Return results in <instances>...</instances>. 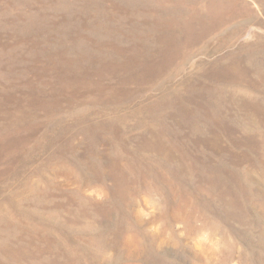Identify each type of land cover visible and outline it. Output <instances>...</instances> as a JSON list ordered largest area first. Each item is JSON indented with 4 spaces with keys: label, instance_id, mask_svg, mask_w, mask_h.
Segmentation results:
<instances>
[{
    "label": "rangeland",
    "instance_id": "374dc122",
    "mask_svg": "<svg viewBox=\"0 0 264 264\" xmlns=\"http://www.w3.org/2000/svg\"><path fill=\"white\" fill-rule=\"evenodd\" d=\"M221 4L224 7V13H213V15L222 17L224 22L226 18H229L230 22L219 24L218 33L214 31L211 35L210 32L209 37L205 39L206 42L199 40V46L192 47L190 50L188 48L190 52L187 55H190L182 60L180 66L177 63L180 53L177 51V53L175 51H172L173 53L169 52L167 55L171 61L167 59V55L163 54L162 57L167 59L166 64L173 62L170 64L173 72H169L168 83L162 80L158 81L159 79L151 78V80L149 77H142L141 81L137 78H131L132 83L130 80L128 83L125 80H118L119 73L112 74L118 76L115 77L116 80L111 75L109 77L103 74V78L99 77V79L95 75V71L99 69L97 66L106 65L108 72L109 62L100 60L95 52L88 56L91 59L89 58L87 65H81L82 69L87 70L90 76L89 79L92 78L91 81L88 79L83 82V79H80L82 77L77 80L74 76L84 72L76 64H70L78 55L71 54L73 56L70 60L62 56V53L83 52L84 50L82 41L79 38L76 39L74 44H71L74 42L71 38L77 32V20L88 19L87 24L92 23L93 20L102 21L105 27L111 28L113 22L104 19L105 13L108 15L113 14L110 17L114 20L124 17L131 19L135 15L133 12L139 10L141 6L157 9L159 7L161 11L174 6L177 15L181 16L179 19H187L195 15L197 18L204 17L208 5L217 6ZM220 9L223 11L222 8ZM136 15L138 19L145 18L144 15L140 16L137 13ZM209 19L213 18L209 17ZM192 25L195 29H199L202 23L198 22L196 24L193 21ZM121 26L125 28L124 31L126 32L113 31L117 36L123 37L121 39V42H123L124 38L131 35L128 30L132 27L129 24H122ZM142 29L146 32L148 26L142 25V27L137 28L135 33H138V30L144 32ZM96 33L101 38H106V36L108 38L111 32L102 34L100 31ZM117 41L121 43L119 40ZM168 41L173 42L174 40L169 39ZM145 43V46L139 47L143 56L146 55L144 48H147V45H149L148 48H151L150 42L145 41ZM111 54L117 55L116 52ZM242 74L244 76L241 79ZM162 75H164V72H162ZM225 76L227 77L225 78ZM70 77L74 78V81ZM93 78H95V82L102 78L104 84L100 86L98 83H94ZM152 81L154 82L152 83ZM196 81L206 82L214 88L218 87L219 91L227 89V92L231 93L226 92V94H231V96L233 94L229 98L230 102H233V106H237L243 112L239 111V113L232 107L233 109L229 112L231 113L229 115L230 121L226 120L228 117L225 120L222 119V117H225L222 115L217 118L220 122L219 126H223L222 129H191L187 133H183L182 138L179 137L178 141H182L181 143H164L161 149L165 148L166 150H159L158 152L150 146H145V142L150 136L148 125H151V121L152 124H155L156 121L147 119L145 112L141 113L143 116L139 113L142 117L137 115L139 109L143 108L142 105H146L152 99H160L164 89L158 87H161L164 83V87L170 88L171 94L173 92L175 94H190L189 99L192 100L187 105L191 106L194 102H200L203 105L213 102L208 97H201V93L200 97H195L194 93H196V90L199 91L195 88ZM80 82L82 83L80 84ZM108 84L110 85L108 86ZM172 85L176 86L171 88ZM99 86L102 89L104 87L106 91L104 93L100 89L94 91L95 87ZM236 86L240 88L237 89ZM190 89L191 93H185ZM218 96L220 97L219 92L217 93V101H219ZM221 99L225 101V99L228 100V97L223 96ZM28 101L30 104H28ZM172 101L174 104L178 103L179 97H172ZM138 102L142 105H138L140 104ZM118 105L123 106L120 109L121 114L131 113V118L126 119L119 125L122 129L116 128V126L107 130L98 131L97 129L96 131L95 129L96 132L93 131L91 134V131H88L87 127L84 126L86 121L91 120L86 117L89 113L100 112L103 109L111 110V108L113 109ZM193 105L191 107L195 109V103ZM54 108H57L58 112ZM79 112L83 113L80 114ZM108 114L111 122L114 117L110 115L112 112L106 113V116ZM37 115L41 119H38L39 116ZM187 115H192V118L199 116L195 111L185 112V117ZM106 116L103 119H108ZM138 117L141 121L138 120ZM149 121L150 123H148ZM48 122L49 124H47ZM80 127L82 130H80ZM0 130V214L2 215H0V250L4 247V253L7 251L5 254L0 251V264H50V262L51 264H73V262L74 264H264V0H0ZM93 133L100 135L95 136ZM215 135L231 138L233 142L223 143V146L222 143L221 145H212L200 142V140H207ZM235 136L236 138H234ZM192 137L195 139L194 143L189 141ZM114 138L124 141V147L120 143L117 146V144L111 142ZM259 138L261 139L259 140ZM20 146H22L21 150H19ZM35 146L36 148H34ZM39 146L41 147L38 149ZM116 147H119V149H114ZM111 149L113 151H110L109 155L107 152ZM122 151L126 152L123 153ZM113 156L118 162L114 160ZM65 157L68 159L66 160ZM141 158L143 159L141 160ZM182 158H185L184 161ZM92 163H94L95 168L91 165ZM107 163L109 164L107 165ZM164 164L166 167H163ZM74 168L78 170H74ZM137 168L138 170H136ZM80 178L84 179L81 180ZM142 182L144 185H142ZM116 183H118V186H116ZM137 183L141 184L138 185ZM43 192L46 194H43ZM77 193L79 194L77 195ZM117 198L119 199L117 200ZM84 203H88L87 206ZM119 203L120 206H116ZM125 203L128 205H125ZM65 204H68V206H65ZM71 207L73 208L71 209ZM55 209L58 211H55ZM175 210H178V212H175ZM75 211L79 213L77 212V214ZM125 217L127 221L124 220ZM114 218L117 220L115 221ZM187 218H190V225ZM122 221L125 225L122 224ZM95 222L101 225L99 226ZM110 225L113 229L110 228ZM168 226L170 227L168 228ZM129 229L132 230L129 231ZM53 230L56 232H53ZM132 232L133 234H131ZM90 234L92 235L90 236ZM144 234L145 236H143ZM10 235L11 237H9ZM141 242H144V245H141ZM38 247H40V250ZM61 247H64L63 250H61ZM65 248L69 249L66 250ZM52 256H56L55 259ZM56 258H59V260ZM63 259L64 261H62ZM72 260L73 262H70Z\"/></svg>",
    "mask_w": 264,
    "mask_h": 264
},
{
    "label": "bare ground",
    "instance_id": "6f19581e",
    "mask_svg": "<svg viewBox=\"0 0 264 264\" xmlns=\"http://www.w3.org/2000/svg\"><path fill=\"white\" fill-rule=\"evenodd\" d=\"M158 2V1H157ZM172 4V3H171ZM147 5V4H146ZM41 7V6H40ZM115 7V6H114ZM146 7V6H145ZM144 6H141V8L139 9V10H136V11H134L133 13L135 14L134 16H132L131 17V19L129 18V17H124V18H116L115 20L114 19H112L110 16H112L111 14L110 15H108V14H104V16H105V18L104 19H107V20H110V21H112L113 22V24L111 23V28H108V27H105L103 24H102V21H92V23H90V24H87V22H88V19H82V20H77L76 21V29H77V32L76 33H71V34H73V37L71 38L72 40H74V42L73 43H71V44H74L75 42H76V39L77 38H79V40L80 41H82V46H83V48H84V50H83V52H71V53H62V56H63V58H65V59H68V60H70V59H72V56L74 55V54H76V55H78V56H76L75 58H74V60L73 61H71L70 62V64L71 65H74V64H76L79 68H81L82 66V64L84 65H87V63H89L88 62V60H89V58H88V56H91L92 55V53L93 52H95L96 53V55H98L99 56V59L100 60H103V61H106V62H109L108 64H109V71L107 72V66L106 65H100L99 67L97 66V68H99L98 70H96L95 71V75L97 76V78H99V77H102V74L104 75V76H109V75H111V76H113V75H115V74H120L119 75V79L118 80H120V81H123V80H125L126 82H128L129 83V80H130V82L132 81V79H140V81H141V79H142V77H149L150 79L151 78H153V79H159L158 81H165V82H167L169 79V72L171 71V65L170 64H172V63H170V64H166L165 62L167 61V59H168V53L170 52V53H173L174 51L176 52H178V53H180V55H179V60L177 61V59H176V61H177V63L179 64H177L178 66H180L181 65V63H182V60H185V58H188V56L190 55H187L190 51V49L193 47H197V46H199V44H200V42H199V40L201 41H205V39L206 38H208L209 37V33L211 32V35H212V33H214V31H218V28H219V24H223V23H227V22H230L229 21V18H226L225 20V22H224V20H223V18L222 17H220V16H217V15H213V13H224V7L222 6V4L221 5H208V7H206L207 9H206V12H205V16L204 17H196V15L193 17V20L191 19L192 17H188L187 19H179V17H181V16H178L177 15V11H175V7L174 6H171L169 9H163L164 11H161V9H159V7H158V9L157 8H152V7H148V8H145ZM116 8V7H115ZM168 8V7H167ZM220 8H222L223 9V11H221V9ZM73 9V8H72ZM78 10V9H77ZM67 12V11H66ZM90 12V11H89ZM100 12V11H99ZM124 12V11H123ZM82 13V12H81ZM88 13V12H87ZM136 13L138 14V15H140V16H145V18H141V19H138V17H137V15H136ZM39 14V13H38ZM49 14V13H48ZM116 14V13H115ZM72 15V14H71ZM85 15H86V13H85ZM96 15V14H95ZM99 15V14H98ZM102 15V14H101ZM100 15V16H101ZM213 15V16H212ZM36 16V15H35ZM59 16V15H58ZM66 16V15H65ZM125 16V15H124ZM131 16V15H130ZM211 17V18H213V19H209V17ZM97 17V16H96ZM107 17V18H106ZM123 17V16H122ZM207 17V18H206ZM95 18V17H94ZM167 18V19H166ZM63 19V18H62ZM166 19V20H165ZM73 20V19H72ZM98 20V19H97ZM100 20V19H99ZM49 21V20H48ZM193 21L197 24L198 22H201L202 23V25H201V27L199 28V29H195L194 27H193V25H192V23H193ZM138 22H141V23H138ZM86 23V24H85ZM32 24V23H31ZM35 24V23H34ZM125 25V24H129V25H131L130 27H132V28H130L128 31L130 32V36H126L127 38H124L122 41L123 42H121V39L123 38V37H121V36H117L116 34H115V32L113 31V30H115V31H118L119 33H121V32H126V31H124L125 30V28H123L121 25ZM142 25L143 26H148V30L145 32V30L144 29H142L144 32H142L141 30H138L139 32L138 33H135L136 32V30H137V28H140V27H142ZM73 26V25H72ZM32 27V26H31ZM215 28H216V30H215ZM101 31V33L102 34H106V32H111L110 33V35H109V37L107 38V36H106V38H101L100 36H98V34L96 33V32H100ZM232 31V30H231ZM95 33H96V35H95ZM218 33V32H217ZM228 33V32H227ZM223 34L224 35H226L224 32H223ZM32 35V34H31ZM119 35V34H118ZM121 35V34H120ZM126 35V34H125ZM123 36V35H122ZM35 37V36H34ZM215 38V37H214ZM169 39H172V40H174L173 42H170V41H168ZM69 40V39H68ZM117 40H119L121 43H119ZM70 41V40H69ZM145 41L146 42H150V46H151V48H148V46L149 45H147L146 47L147 48H144L145 49V53H146V55H141V50H140V48L139 47H141V46H145ZM170 42V43H168V42ZM212 41V40H211ZM34 42V41H33ZM32 42V43H33ZM206 42V41H205ZM188 48H189V50H188ZM110 50V51H109ZM143 50V49H142ZM188 50V52L187 53H185L186 51ZM195 50V49H194ZM201 50V49H200ZM173 51V52H172ZM245 51V50H244ZM68 52V51H67ZM114 52H116L117 53V55H115V54H111V53H114ZM149 52V53H148ZM176 52V53H177ZM196 52V51H195ZM77 53H79L80 54V57H79V54H77ZM145 53H143V54H145ZM185 53V54H184ZM66 54H69V55H66ZM71 54H73V55H71ZM163 54L166 56L167 55V59L165 58H163L162 56H163ZM60 55V54H59ZM171 55V54H170ZM169 55V56H170ZM176 55V54H175ZM61 56V57H62ZM75 56V55H74ZM62 58V59H63ZM170 58V57H169ZM178 58V57H177ZM61 59V58H60ZM91 59V58H90ZM67 60V61H68ZM96 60V59H95ZM121 60V61H120ZM168 60H170V59H168ZM36 61V60H35ZM65 61V60H64ZM91 61V60H90ZM96 61H98V60H96ZM95 61V62H96ZM102 61V62H103ZM162 61V62H161ZM171 61V60H170ZM66 62V61H65ZM160 62H161V64H160ZM184 62V61H183ZM201 62V61H200ZM219 62V61H218ZM235 62V61H234ZM168 63V62H167ZM186 63V62H185ZM207 63V62H206ZM238 63V62H237ZM160 64V65H159ZM95 65V64H94ZM175 65V64H174ZM173 65V66H174ZM176 65V66H177ZM206 65V64H205ZM238 65V64H237ZM59 66V65H58ZM183 66V65H182ZM203 66H204V64H203ZM202 66V67H203ZM71 67V66H70ZM196 67V66H195ZM210 67V66H209ZM77 68V67H76ZM87 68H88V66H87ZM86 68V69H87ZM92 68V67H91ZM103 68V69H102ZM105 68V69H104ZM180 68V67H179ZM179 68H177V69H179ZM232 68V67H231ZM238 68V67H237ZM244 68V67H243ZM75 69V68H74ZM73 69V70H74ZM90 69V68H89ZM173 69H174V67H173ZM216 69V68H215ZM245 69V68H244ZM81 70L84 72V73H78V74H80V75H78V76H74L75 78H77V80H80V79H83V82H85V80H88L89 78H90V76H89V74L87 73V70H85V69H82L81 68ZM106 70V71H105ZM183 70V69H182ZM75 71H76V69H75ZM175 71V70H174ZM180 71V70H179ZM90 72H92V71H90ZM162 72H164V75H162L161 76V74H162ZM171 72H173V71H171ZM63 73V72H62ZM198 73V72H197ZM206 73V72H205ZM93 74V73H92ZM113 74V75H112ZM207 74V73H206ZM214 74V73H213ZM241 74V73H240ZM239 74V75H240ZM61 75V74H60ZM65 75V74H64ZM238 75V74H237ZM246 75V74H245ZM70 76V75H69ZM116 76H113L114 77V79H115V77ZM161 76V77H160ZM222 76H223V74H222ZM242 76H244V74H242L241 75V79L243 78ZM248 76V75H247ZM64 77V76H63ZM79 77H82V78H80L79 79ZM110 77V76H109ZM112 77V78H113ZM200 77V76H199ZM202 77V76H201ZM219 77V76H218ZM220 77H221V75H220ZM227 76H225V78H226ZM71 78V77H70ZM103 78V77H102ZM101 78V80H98L97 82H95L96 80H94L95 78H93V82L94 83H98L100 86H102L104 83L102 82V79ZM132 78V79H131ZM161 78V79H160ZM172 78V77H171ZM170 78V79H171ZM208 78V77H207ZM213 78V77H212ZM74 79V78H73ZM72 78H71V80H73ZM92 79V78H91ZM91 79H89L90 81H91ZM100 79V78H99ZM106 79V78H105ZM108 79V78H107ZM64 80H65V78H64ZM116 80V79H115ZM145 80V79H144ZM147 80H149V79H147ZM152 80V79H151ZM173 80V79H172ZM74 81V80H73ZM101 81V82H100ZM155 81V80H154ZM154 81H152V83L154 82ZM157 81V82H158ZM216 81H218V80H216ZM236 81V80H235ZM89 82V81H88ZM117 83H118V81H116ZM151 82V81H150ZM169 82H171V81H169ZM173 82V81H172ZM193 82V81H192ZM237 82V81H236ZM69 83V82H68ZM74 83V82H73ZM82 82H80V84H81ZM89 83H91V82H89ZM88 83V84H89ZM132 83V82H131ZM134 83H135V80H134ZM146 83V82H145ZM168 83V82H167ZM184 83V82H183ZM183 83H181V84H183ZM187 83V82H186ZM189 83V82H188ZM204 83H206V82H203L202 81V83L201 82H198V81H196L195 82V84H196V86H195V88H197V89H199V91L197 92V90H196V93H194V95H195V97L196 98H198V96L200 97V93H201V97H208V98H210V99H212L213 100V102H210L208 105L206 104H204L203 105V103L201 104L200 102H194L195 103V109H193L192 107L194 106L193 104L194 103H192L191 104V106L190 105H187V104H190V100H192V99H189L190 98V94H182V93H177V94H175V92H173V94H171L170 92H171V90H170V88H168V87H164L165 85V83L163 84V85H161V87H158L159 89H164L163 91H162V94L160 95L161 97H160V99L158 98V99H150L151 101H149L146 105H142V103H140V102H138V103H140V104H138V103H135V104H138V105H142L143 106V108L142 109H139V111L137 112L138 114L137 115H139L140 117H142L143 115L141 114V113H143V112H145L146 114H145V116H146V118L147 119H151V120H153V121H156L155 122V124H152V121H151V125H148V131L150 132V136L147 138V140H146V142H145V146H150V147H152V148H154V150L156 149V150H158V152H159V150H164L165 148H163V149H161V146H164V143H166V144H174V143H176V142H180V141H178L180 138L179 137H181V135L183 134V133H187V131H189V130H191V129H201V130H205V129H215V130H217L218 128H223V126L222 125H220L219 126V123L220 122H218V117L219 116H225V117H222V119H224L225 120V118H227L226 120L227 121H230V119H229V115H231V113H229L233 108L237 111V112H239V111H241V112H243L242 110H240L237 106H233V102H230V100H229V98L230 97H232L233 96V94H232V96H231V94H226V92L228 91L227 89H225V90H218L216 87L214 88V87H211L210 86V84H208V83H206V84H204ZM229 83V82H228ZM86 84V83H85ZM111 84V83H110ZM110 84H108V86L110 85ZM122 84V83H121ZM93 85V84H92ZM95 87V90L94 91H97V89H100L101 90V92L103 91V93L106 91V89L103 87V89L101 88V87ZM143 86V85H142ZM167 86V85H166ZM174 86H176V85H172V87L171 88H173ZM213 86V85H212ZM122 87V86H121ZM186 87V86H185ZM221 87V86H220ZM59 88V87H58ZM92 88V87H91ZM118 88H120V87H118ZM157 88V87H156ZM192 88V87H191ZM236 88L238 89V88H240L239 86H236ZM92 90V89H91ZM90 90V91H91ZM87 91V90H86ZM122 91V90H121ZM156 91V90H155ZM158 91V90H157ZM92 92V91H91ZM109 92H111V91H109ZM126 92V91H125ZM129 92V91H128ZM139 92V91H138ZM185 92V91H184ZM195 92V91H194ZM212 94H211V93ZM220 93V97L218 96V99H219V101H217V93ZM56 93V92H55ZM185 93H191V89L188 91H186ZM227 93H231V92H227ZM68 94V93H67ZM109 94V93H108ZM111 94V93H110ZM116 95V94H115ZM125 95V94H124ZM126 95H127V93H126ZM184 95V97H182ZM235 95V94H234ZM132 96V95H131ZM150 96V95H149ZM223 96H227L228 97V100H226L225 99V101H222V97ZM25 97V96H24ZM51 97V96H50ZM58 97V96H57ZM111 97V96H110ZM117 97V96H116ZM155 97V96H154ZM172 97H179V102L178 103H173V101H172ZM31 98V97H30ZM62 98V97H61ZM108 98H109V96H108ZM152 98V97H151ZM195 98V99H196ZM116 99V98H115ZM119 99V98H118ZM117 99V100H118ZM149 99V98H148ZM199 99H201V98H199ZM204 99V98H203ZM202 99V100H203ZM31 100V99H30ZM83 100V99H82ZM157 100V101H156ZM194 100V99H193ZM197 100V99H196ZM34 101V100H33ZM44 101V100H43ZM49 101V100H48ZM124 101V100H123ZM198 101V100H197ZM29 102V101H28ZM52 102V101H51ZM122 102V101H121ZM184 102H186V103H184ZM207 102V101H206ZM40 103V102H39ZM38 103V104H39ZM47 103V102H46ZM50 103V102H49ZM115 103H117V102H115ZM218 103H219V106H218ZM28 104H30V102L28 103ZM33 104V103H32ZM59 104V103H58ZM129 104V103H128ZM34 105V104H33ZM32 105V106H33ZM47 105V104H46ZM45 105V106H46ZM50 105H52V104H50ZM75 105V104H74ZM56 106V105H55ZM58 106V105H57ZM89 106V105H88ZM119 106V105H118ZM118 106H115V108L113 107V109L111 108V110H101L100 112H94V113H89L88 114V116L86 115V117H88L89 118V120L90 121H86V125H84V126H86L87 127V130L88 131H91L90 133L92 134V132L93 131H95V129H96V131H97V129H98V131L99 130H107L108 128H114V126H116V128H120V124L122 123V122H124L126 119H130L131 118V113H129V112H126V113H124V114H121L120 113V109H122V107H118ZM142 106H140V107H142ZM7 107V106H6ZM31 107V106H30ZM39 107H40V105H39ZM49 107H51V106H49ZM58 107H60V106H58ZM128 107H130V105H128ZM139 107V108H140ZM233 107V108H232ZM36 108V107H35ZM34 108V109H35ZM41 108V107H40ZM43 108V107H42ZM48 108V107H47ZM46 108V109H47ZM134 109H135V107H133ZM31 109V108H30ZM36 109H39V108H36ZM49 109H51V108H49ZM55 109V108H54ZM54 109H52V110H54ZM57 109V108H56ZM55 109V110H56ZM59 109V108H58ZM7 110V109H6ZM48 110V109H47ZM66 110V109H65ZM88 110H89V108H88ZM11 111V110H10ZM37 111V110H36ZM44 111V110H43ZM51 111V110H50ZM57 111V110H56ZM86 111V110H85ZM85 111H83V112H85ZM90 111V110H89ZM190 111H195L199 116L197 117V116H194V118H192L190 115H187L186 117H185V112L186 113H189ZM18 112V111H17ZM58 112V111H57ZM67 112H69V111H67ZM66 112V113H67ZM78 112V111H77ZM76 112V113H77ZM83 112H79L80 114H82ZM108 112H112V114H110V115H112L113 117H114V119H112L111 120V122H110V120H109V114H108V116H106V113H108ZM183 112H184V114H183ZM223 112H224V114H223ZM27 113V112H26ZM61 113H63V112H61ZM71 113V112H70ZM123 113V112H122ZM136 113V112H135ZM142 115H140V114ZM192 113V112H191ZM190 113V114H191ZM240 113V112H239ZM238 113V114H239ZM247 113V112H246ZM31 114H32V112H31ZM38 114H39V112H38ZM53 114V113H52ZM85 114V113H84ZM13 115V114H12ZM17 115V114H16ZM34 115V114H33ZM40 115H42V114H40ZM51 115V114H50ZM58 115V114H57ZM73 115H76V114H73ZM133 115V114H132ZM136 115V114H135ZM136 115V116H137ZM193 115H195V114H193ZM37 116H39V115H37ZM56 116V115H55ZM77 116V115H76ZM108 117V119H103V117ZM111 116V117H112ZM240 116H242V115H240ZM246 116V115H245ZM31 117H32V115H31ZM48 117H49V115H48ZM60 117V116H59ZM61 117H62V114H61ZM69 117V116H68ZM71 117V116H70ZM73 117V116H72ZM84 117V116H83ZM112 117V118H113ZM40 118V116L38 117V119ZM44 118H45V116H44ZM54 118V117H53ZM65 118H66V116H65ZM100 118H102V119H100ZM139 118V117H138ZM138 118H136V119H138ZM231 118V117H230ZM41 119V118H40ZM61 119V118H60ZM59 119V121H61ZM71 119V118H70ZM78 119V118H77ZM37 120V119H36ZM50 120V119H49ZM53 120V119H52ZM51 120V121H52ZM54 120H55V118H54ZM53 120V121H54ZM138 120H140V118L138 119ZM145 120V119H144ZM197 121V123H196V121ZM220 120V119H219ZM11 121V120H10ZM63 121V120H62ZM66 121V120H65ZM141 121V120H140ZM6 122V121H5ZM32 122V121H31ZM35 122V121H34ZM38 122V121H37ZM55 122V121H54ZM70 122V121H69ZM74 122V121H73ZM77 122V121H76ZM83 122H84V120H83ZM129 122V121H128ZM136 122V121H135ZM186 122V123H185ZM225 122V121H224ZM22 123V122H21ZM72 123V122H71ZM75 123V122H74ZM148 123H150V121L148 122ZM147 123V124H148ZM223 123V122H222ZM6 124V123H5ZM45 124V123H44ZM47 124H49V122L47 123ZM127 124H129V123H127ZM144 124H145V121H144ZM25 125V124H24ZM51 125H52V123H51ZM72 125V124H71ZM75 125H76V123H75ZM74 125V126H75ZM225 125V124H224ZM16 126V125H15ZM32 126V125H31ZM48 126V125H47ZM64 126V125H63ZM70 126V125H69ZM73 126V125H72ZM82 126V125H81ZM135 127H136V124L134 125ZM41 127V126H40ZM49 127V126H48ZM65 127V126H64ZM76 127V126H75ZM145 127H146V125H145ZM53 128V127H52ZM67 128V127H66ZM143 128V127H142ZM33 129V128H32ZM60 129V128H59ZM64 129V128H63ZM68 129V128H67ZM120 129H122V128H120ZM187 129V130H186ZM44 130V129H43ZM48 130H50L49 128H48ZM70 130V129H69ZM80 130H82L81 129V127H80ZM146 130V129H145ZM1 131V130H0ZM61 131V130H60ZM72 131V130H71ZM88 131H86V132H88ZM95 131V132H96ZM111 131V130H110ZM116 131V130H115ZM35 133V132H34ZM68 133H70V132H68ZM98 133V132H97ZM61 134H62V131H61ZM102 134V133H101ZM116 134V133H115ZM139 134V133H138ZM149 134V133H148ZM239 134V133H238ZM31 135V134H30ZM86 135V134H85ZM84 135V136H85ZM93 135H95V136H98V135H100V134H94L93 133ZM147 135V134H146ZM174 135V136H173ZM67 136V135H66ZM102 136V135H101ZM100 136V137H101ZM111 136V135H110ZM109 136V137H110ZM127 137V136H126ZM173 137V138H172ZM13 138H15V137H13ZM64 138V137H63ZM67 138V137H66ZM71 138V137H70ZM69 138V139H70ZM82 138V137H81ZM105 138H108V137H105ZM113 138V137H112ZM122 138V137H121ZM123 138H124V135H123ZM175 138V139H174ZM182 138V137H181ZM234 138H236V136L234 137ZM238 138H239V136H238ZM24 139V138H23ZM35 139V138H34ZM65 139V138H64ZM84 139V138H83ZM91 139V138H90ZM103 139V138H102ZM108 139H110V138H108ZM107 139V140H108ZM126 139V138H125ZM136 139H138V138H136ZM233 139V138H232ZM261 138H259V140H260ZM14 140V139H13ZM16 140V139H15ZM37 140H39V139H37ZM36 140V141H37ZM87 140V139H86ZM133 140V139H132ZM237 140V139H236ZM52 141V140H51ZM78 141V140H77ZM81 141V140H80ZM134 141V140H133ZM144 141V140H143ZM190 142L192 141H195V139H194V137H192V139L191 140H189ZM232 140H231V138H228V137H222V136H219V135H215L214 137H211V138H209V139H207V140H200V142L201 143H210V144H212V145H221V143H222V146H223V143H232L231 142ZM5 142V141H4ZM40 142V141H39ZM53 142V141H52ZM66 142V141H65ZM111 142H114L115 144H117V146H118V143H120V145H122L123 146V143H124V141H119L117 138H114ZM142 142V141H141ZM182 142V141H181ZM180 142V143H181ZM197 142V141H196ZM198 142H199V140H198ZM197 142V143H198ZM237 142V141H236ZM20 143V142H19ZM37 143V142H36ZM58 143V142H57ZM56 143V144H57ZM64 143V142H63ZM77 143V142H76ZM78 143H79V141H78ZM77 143V144H78ZM81 143V142H80ZM98 143V142H97ZM185 143V142H184ZM194 143V142H193ZM254 143V142H253ZM257 143V142H256ZM259 143V142H258ZM264 143V142H263ZM18 144V143H17ZM38 144V143H37ZM36 144V145H37ZM42 144V143H41ZM46 144V143H45ZM51 144V143H50ZM59 144V143H58ZM81 144H83V143H81ZM88 144V143H87ZM142 144V143H141ZM13 145V144H12ZM23 145V144H22ZM52 145V144H51ZM74 145V144H73ZM98 145V144H97ZM119 145V146H120ZM126 145V144H125ZM229 145V144H228ZM10 146V145H9ZM14 146V145H13ZM43 146V145H42ZM47 146V145H46ZM49 146V145H48ZM47 146V147H48ZM57 146V145H56ZM76 146V145H75ZM109 146V145H108ZM111 146V145H110ZM169 146V145H168ZM221 146V147H222ZM225 146V145H224ZM257 146V145H256ZM16 147V146H15ZM21 147L22 146H20V149L19 150H21ZM41 146H39L38 147V149L40 148ZM52 147V146H51ZM63 147H64V145H63ZM93 147V146H92ZM113 147H114V144H113ZM124 147V146H123ZM167 147V146H166ZM216 147V146H215ZM226 147V146H225ZM24 148V147H23ZM34 148H36V146L34 147ZM55 148V147H54ZM95 148V147H94ZM97 148V147H96ZM119 149V147H116V148H114V149ZM126 148V147H125ZM144 148V147H143ZM171 148V147H170ZM173 148V147H172ZM175 148V147H174ZM24 149H26V148H24ZM29 149V148H28ZM43 149V148H42ZM51 149V148H50ZM89 149V148H88ZM121 149V148H120ZM35 150V149H34ZM37 150V149H36ZM52 150H54V149H52ZM107 150V149H106ZM126 150V149H125ZM148 150V149H147ZM151 150H153V149H151ZM166 150V149H165ZM209 150V149H208ZM18 151V150H17ZM44 151V150H43ZM47 151V150H46ZM64 151V150H63ZM110 151H113L112 149L111 150H109L107 153H109ZM119 151V150H118ZM117 151V152H118ZM133 151H134V149H133ZM174 151H175V149H174ZM173 151V152H174ZM182 151V150H181ZM226 151V150H225ZM68 152H69V150H68ZM76 152V151H75ZM123 153L124 152H126V151H122ZM151 152V151H150ZM155 152V151H154ZM165 152V151H164ZM194 152V151H193ZM203 152V151H202ZM19 153V152H18ZM42 153V152H41ZM53 153V152H52ZM71 153V152H70ZM83 153H85V152H83ZM98 153V152H97ZM104 153V152H103ZM119 153V152H118ZM148 153H149V151H148ZM153 153V152H152ZM155 153H157V152H155ZM163 153V152H162ZM177 153V152H176ZM17 154V153H16ZM34 154H36V153H34ZM54 154V153H53ZM79 154V153H78ZM117 154V153H116ZM134 154V153H133ZM154 154V153H153ZM167 154V153H166ZM165 154V155H166ZM182 154V153H181ZM184 154V153H183ZM193 154H196V153H193ZM12 155V154H11ZM51 155V154H50ZM88 155V154H87ZM106 155H108V154H106ZM106 155H105V157H106ZM109 155H110V153H109ZM115 155V154H114ZM123 155V154H122ZM125 155V154H124ZM129 155V154H128ZM127 155V156H128ZM160 155V154H159ZM164 155V154H163ZM162 155V156H163ZM177 155V154H176ZM188 155V154H187ZM241 155V154H240ZM264 155V154H263ZM25 156V155H24ZM36 156V155H35ZM62 156V155H61ZM65 156V155H64ZM69 157L71 156V154L70 155H68ZM78 156V155H77ZM80 156V155H79ZM85 156V155H84ZM83 156V158L85 159V157ZM91 156V155H90ZM99 156V155H98ZM154 156V155H153ZM179 156V155H178ZM186 156V155H185ZM191 156V155H190ZM194 156V155H193ZM198 156V155H197ZM196 156V157H197ZM201 156V155H200ZM215 156V155H214ZM230 156V155H229ZM43 157H44V155H43ZM46 157V156H45ZM48 157V156H47ZM51 157V156H50ZM58 157V156H57ZM87 157V156H86ZM89 157V156H88ZM97 157V156H96ZM104 157V158H105ZM116 157V156H115ZM119 157V156H118ZM121 157V156H120ZM131 157V156H130ZM147 157V156H146ZM168 157V156H167ZM195 157V158H196ZM206 157V156H205ZM26 158V157H25ZM40 158V157H39ZM49 158V157H48ZM59 158V157H58ZM66 158V157H65ZM77 158V157H76ZM82 158V159H83ZM95 158V157H94ZM93 158V159H94ZM97 158H99V157H97ZM113 158H114V156H113ZM127 158V157H126ZM137 158H138V156H137ZM154 158V157H153ZM160 158H162V157H160ZM174 158V157H173ZM191 158V157H190ZM199 158V157H198ZM249 158V157H248ZM55 159V158H54ZM60 159V158H59ZM68 158H66V160H67ZM90 159V158H89ZM100 159V158H99ZM106 159V158H105ZM110 159V158H109ZM119 159V158H118ZM125 159V158H124ZM143 158H141V160H142ZM145 159H147V158H145ZM177 159V158H176ZM185 159V158H184ZM184 159L182 158V160L184 161ZM8 160V159H7ZM41 160V159H40ZM45 161H46V159H44ZM43 160V161H44ZM56 160V159H55ZM61 160H62V158H61ZM70 160V159H69ZM78 161H79V159H77ZM92 160V159H91ZM112 160V159H111ZM114 160H115V158H114ZM127 160V159H126ZM138 160V159H137ZM153 160V159H152ZM158 160V159H157ZM187 160H189V159H187ZM193 160V159H192ZM191 160V161H192ZM194 160H196V159H194ZM202 160V159H201ZM232 160V159H231ZM42 161V160H41ZM44 161V162H45ZM54 161V160H53ZM53 161H52V163H53ZM57 161V160H56ZM56 161H55V163H56ZM64 161V160H63ZM71 161V160H70ZM81 161V160H80ZM86 161V160H85ZM100 161V160H99ZM110 161V160H109ZM108 161V162H109ZM115 161H117V160H115ZM128 161H129V157H128ZM132 161V160H131ZM145 161H147V160H145ZM155 161V160H154ZM160 161V160H159ZM92 162V161H91ZM118 162V161H117ZM120 162V161H119ZM140 162V161H139ZM148 162V161H147ZM186 162V161H185ZM194 162V161H193ZM40 163V162H39ZM46 163V162H45ZM44 163V164H45ZM54 163V164H55ZM62 163V162H61ZM78 163V162H77ZM90 163V162H89ZM100 163V162H99ZM129 163H130V161H129ZM156 163V162H155ZM158 163V162H157ZM165 163V162H164ZM181 163H183V162H181ZM196 163V162H195ZM202 163V162H201ZM200 163V164H201ZM218 163V162H217ZM247 163V162H246ZM42 164V163H41ZM40 164V165H41ZM58 164H60V163H58ZM83 164L85 165L86 163H84L83 162ZM98 164V163H97ZM102 164V163H101ZM109 163H107V165H108ZM184 164V163H183ZM187 164V163H186ZM62 165H63V163H62ZM80 165V164H79ZM82 165V164H81ZM83 165V166H84ZM89 165V164H88ZM92 166H93V168H95V166H94V163H92L91 164ZM90 165V166H91ZM100 165V164H99ZM106 165V164H105ZM106 165V166H107ZM111 165V164H110ZM112 165H113V163H112ZM124 165V164H123ZM128 165V164H127ZM165 165V164H164ZM192 165H195V164H192ZM43 166V165H42ZM63 166H65V164L63 165ZM70 166V165H69ZM76 166H78V165H76ZM86 166H87V164H86ZM85 166V167H86ZM96 166H98V165H96ZM102 166H104V165H102ZM105 166V167H106ZM116 166V165H115ZM115 166H114V168H115ZM125 166V165H124ZM130 166V165H129ZM163 166V165H162ZM233 166H234V164H233ZM255 166V165H254ZM57 167V165L55 166V168ZM59 167V166H58ZM67 167V166H66ZM75 167V166H74ZM123 167V166H122ZM126 167V166H125ZM128 167V166H127ZM156 167V166H155ZM157 167H159V166H157ZM163 167H166V165L165 166H163ZM168 167V166H167ZM230 167V166H229ZM50 168V167H49ZM61 168H62V166H61ZM69 168H71V167H69ZM68 168V169H69ZM78 168V167H77ZM77 168H74V170L76 169V170H78ZM88 168V167H87ZM86 168V169H87ZM107 168V167H106ZM113 168V169H114ZM141 168V167H140ZM147 168V167H146ZM195 168V167H194ZM211 168V167H210ZM253 168V167H252ZM263 168V167H262ZM37 169V168H36ZM35 169V170H36ZM38 169H40V168H38ZM47 169V168H46ZM67 169V168H66ZM90 169V168H89ZM126 169V168H125ZM124 169V170H125ZM132 169H133V167H132ZM135 169V168H134ZM143 169H144V166H143ZM148 169V168H147ZM173 169V168H172ZM171 169V170H172ZM59 170V169H58ZM64 170V169H63ZM83 170V169H82ZM103 170V169H102ZM110 170V169H109ZM118 170V169H117ZM123 170V169H122ZM136 170H138V168L136 169ZM145 170V169H144ZM174 170V169H173ZM234 170V169H233ZM253 170V169H252ZM257 170V169H256ZM29 171H31V170H29ZM38 171V170H37ZM68 171V170H67ZM71 171V170H70ZM69 171V172H70ZM80 171V170H79ZM89 171V170H88ZM92 171V170H91ZM90 171V172H91ZM94 171V170H93ZM108 171V170H107ZM169 171V170H168ZM176 171V170H175ZM24 172H25V170H24ZM81 172V171H80ZM85 172H86V170H85ZM84 172V173H85ZM98 172V171H97ZM100 172H101V170H100ZM120 172V171H119ZM136 172V171H135ZM146 172V171H145ZM171 172V171H170ZM210 172V171H209ZM249 172V171H248ZM27 172H25V174H26ZM72 173V172H71ZM102 173V172H101ZM122 173H124L123 171H122ZM130 173V172H129ZM128 173V174H129ZM132 173H134V171H132ZM142 173V172H141ZM262 173V172H261ZM23 174V173H22ZM60 174V173H59ZM86 174V173H85ZM92 174V173H91ZM104 174V173H103ZM102 174V175H103ZM109 174V173H108ZM119 174V173H118ZM126 174H127V172H126ZM131 174V173H130ZM148 174V173H147ZM146 174V175H147ZM151 174V173H150ZM247 174V173H246ZM27 175V174H26ZM29 175H30V173H29ZM95 175V174H94ZM101 175V174H100ZM115 175V174H114ZM122 175V174H121ZM120 175V176H121ZM137 175V174H136ZM138 175H140V174H138ZM142 175V174H141ZM144 175V174H143ZM151 175H153V174H151ZM70 176V175H69ZM98 176H99V174H98ZM110 176V175H109ZM129 176V175H128ZM73 177V176H72ZM96 177V176H95ZM113 177V176H112ZM125 177V176H124ZM132 177V176H131ZM139 177H141V176H139ZM147 177V176H146ZM146 177H145V180H146ZM151 177V176H150ZM233 177V176H232ZM238 177V176H237ZM92 178H94L93 176H92ZM104 178V177H103ZM102 178V179H103ZM111 178V177H110ZM122 178V177H121ZM137 178V177H136ZM141 178H143V177H141ZM239 178H240V176H239ZM252 178V177H251ZM81 180L82 179H84V178H80ZM97 179H98V177H97ZM113 179V178H112ZM124 179V178H123ZM139 179V178H138ZM153 179V178H152ZM106 180V179H105ZM115 180V179H114ZM114 180H112V181H114ZM121 180V179H120ZM169 180V179H168ZM5 181V180H4ZM84 181V180H83ZM116 181V180H115ZM130 181V180H129ZM138 181V180H137ZM156 181V180H155ZM218 181V180H217ZM105 182V181H104ZM116 182H118V183H120L119 181H116ZM121 182H123V181H121ZM136 182V181H135ZM148 182V181H147ZM261 182V181H260ZM24 183V182H23ZM97 183H98V181H97ZM118 183H116V186H118ZM127 183V182H126ZM153 183V182H152ZM79 184V183H78ZM125 184V183H124ZM138 184V183H137ZM139 184H141V183H139ZM138 184V185H139ZM167 184H168V182H167ZM82 185V184H81ZM96 185V184H95ZM109 185V184H108ZM120 185H123V184H120ZM130 185V184H129ZM128 185V186H129ZM142 185H144L143 184V182H142ZM150 185V184H149ZM217 185V184H216ZM92 186V185H91ZM106 186V185H105ZM113 186H115V184H113ZM115 186V187H116ZM124 186V185H123ZM126 186V185H125ZM247 186V185H246ZM31 187H32V185H31ZM47 187V186H46ZM109 187H111L110 185H109ZM139 187H141V186H139ZM151 187V186H150ZM51 188V187H50ZM138 188V187H137ZM171 188V187H170ZM27 189V188H26ZM28 189H29V187H28ZM33 189V188H32ZM40 189V188H39ZM42 189V188H41ZM44 189V188H43ZM58 189V188H57ZM76 189V188H75ZM78 189V188H77ZM108 189V188H107ZM110 189V188H109ZM117 189V188H116ZM122 189V188H121ZM129 189V188H128ZM132 189V188H131ZM148 189V188H147ZM66 190V189H65ZM68 190V189H67ZM72 190V189H71ZM111 191H112V189H110ZM115 190V189H114ZM130 190V189H129ZM133 190V189H132ZM143 190V189H142ZM264 190V189H263ZM25 191V190H24ZM49 191V190H48ZM77 191V190H76ZM123 191V190H122ZM146 191V190H145ZM159 191V190H158ZM177 191V190H176ZM30 192V191H29ZM68 192V191H67ZM72 192V191H71ZM139 192V191H138ZM235 192V191H234ZM33 193V192H32ZM35 193H37V192H35ZM45 192H43V194H44ZM49 193H50V191H49ZM74 193V192H73ZM118 193V192H117ZM122 193V192H121ZM140 193V192H139ZM232 193V192H231ZM28 194V193H27ZM31 194V193H30ZM40 194V193H39ZM46 194V193H45ZM75 194V193H74ZM79 193H77V195H78ZM111 194H112V192H111ZM113 194H114V192H113ZM125 194H128V193H125ZM135 194V193H134ZM51 195V194H50ZM76 195V194H75ZM133 195V194H132ZM164 195V194H163ZM229 195H231V194H229ZM35 196V195H34ZM37 196V195H36ZM52 196H53V194H52ZM59 196V195H58ZM80 196V195H79ZM123 196V195H122ZM121 196V197H122ZM127 196H129V195H127ZM29 197V196H28ZM46 197V196H45ZM51 197V196H50ZM73 197V196H72ZM113 197V196H112ZM163 197V196H162ZM227 197V196H226ZM48 198V197H47ZM56 198V197H55ZM55 198H54V200H55ZM69 198V197H68ZM77 198V197H76ZM81 198V197H80ZM114 198V197H113ZM133 198V197H132ZM225 198V197H224ZM235 198V197H234ZM30 199V198H29ZM46 199V198H45ZM74 199V198H73ZM84 199V198H83ZM109 199H110V197H109ZM119 198H117V200H118ZM123 199V198H122ZM227 199V198H226ZM48 200V199H47ZM77 200H79L78 198H77ZM84 200H86V199H84ZM114 200V199H113ZM112 200V201H113ZM116 200V201H117ZM222 200H224V199H222ZM52 201V200H51ZM64 201V200H63ZM80 201V200H79ZM115 201V200H114ZM238 201V200H237ZM20 202V201H19ZM70 202V201H69ZM68 202V203H69ZM90 202V201H89ZM111 202V201H110ZM125 202V201H124ZM130 202H131V200H130ZM162 202H163V200H162ZM25 203V202H24ZM51 203V202H50ZM58 203V202H57ZM66 203V202H65ZM78 203H80V202H78ZM78 203H77V205H78ZM101 203H102V201H101ZM112 203V202H111ZM127 203V202H126ZM125 203V205H130V203L128 202V204H126ZM45 204H47V203H45ZM64 204V203H63ZM73 204V203H72ZM85 204V203H84ZM86 204H88V203H86ZM85 204V206H87ZM109 204V203H108ZM26 205V204H25ZM68 206V204H65V206ZM70 205V204H69ZM76 205V206H77ZM80 205H81V203H80ZM114 205V204H113ZM181 205V204H180ZM238 205H239V203H238ZM52 206H54V205H52ZM71 206H73V205H71ZM79 206V205H78ZM84 206V207H85ZM89 206V205H88ZM92 206V205H91ZM97 206V205H96ZM102 206V205H101ZM109 206H111V205H109ZM116 206H120V203H119V205H117L116 204ZM166 206V205H165ZM13 207V206H12ZM61 207V206H60ZM59 207V208H60ZM81 207V206H80ZM93 207V206H92ZM113 207V206H112ZM54 208V207H53ZM58 208V207H57ZM62 208V207H61ZM69 208V207H68ZM73 207H71V209H72ZM79 208V207H78ZM100 208V207H99ZM122 208V207H121ZM182 208V207H181ZM15 209V208H14ZM66 209V208H65ZM64 209V210H65ZM80 209V208H79ZM84 209V208H83ZM85 209H87V208H85ZM90 209H92V208H90ZM97 209H98V206H97ZM102 209H103V207H102ZM108 209V208H107ZM166 209H168L167 207H166ZM178 209V208H177ZM67 210V209H66ZM69 210V209H68ZM74 210V209H73ZM78 210V209H77ZM120 210V209H119ZM181 210V209H180ZM55 211H58V210H56L55 209ZM83 211V210H82ZM85 211H87V210H85ZM111 211H113V210H111ZM124 211H126V210H124ZM123 211V212H124ZM167 211V210H166ZM178 212V210H175V212ZM183 211V210H182ZM66 212V211H65ZM69 212H72V211H69ZM76 212V211H75ZM78 212V211H77ZM76 212V213H77ZM88 212V211H87ZM96 212H97V210H96ZM106 212V211H105ZM109 212V211H108ZM107 212V213H108ZM119 212V211H118ZM171 212V211H170ZM169 212V213H170ZM79 213V212H78ZM77 213V214H78ZM85 213V212H84ZM94 213H95V211H94ZM103 213V212H102ZM110 213V212H109ZM113 213V212H112ZM117 213V212H116ZM126 213V212H125ZM172 213V212H171ZM188 213V212H187ZM58 214H60V213H58ZM68 214V213H67ZM76 214V215H77ZM83 214V213H82ZM91 214H93V213H91ZM97 214V213H96ZM1 215V214H0ZM63 215V214H62ZM66 215V214H65ZM85 215H87V214H85ZM84 215V216H85ZM88 215H89V213H88ZM117 215V214H116ZM121 215V214H120ZM124 216H125V214H123ZM169 215V214H168ZM193 215V214H192ZM2 216V215H1ZM1 216H0V218H1ZM72 216V215H71ZM95 216V215H94ZM97 216V215H96ZM130 216V215H129ZM170 216V215H169ZM180 216V215H179ZM60 217V216H59ZM82 217V216H81ZM99 217V216H98ZM105 217V216H104ZM109 217V216H108ZM171 217V216H170ZM176 217V216H175ZM178 217V216H177ZM73 218V217H72ZM80 218V217H79ZM86 218V217H85ZM89 218V217H88ZM91 218V217H90ZM110 218H111V216H110ZM116 218V217H115ZM115 218H114V220H115ZM97 219V218H96ZM103 219V218H102ZM126 219V217L124 218V220ZM167 219V218H166ZM181 219H182V217H181ZM17 220V219H16ZM61 220H64V219H61ZM73 220V219H72ZM113 220V219H112ZM117 220V219H116ZM115 220V221H116ZM119 220H120V218H119ZM118 220V221H119ZM129 220V219H128ZM168 220H170V219H168ZM173 220H174V218H173ZM15 221V220H14ZM13 221V222H14ZM18 221V220H17ZM78 221V220H77ZM80 221V220H79ZM99 221V220H98ZM125 221H127V219L125 220ZM2 222V221H1ZM90 222H91V220H90ZM110 222V221H109ZM187 222H188V224L190 225V218H187ZM193 222V221H192ZM96 223V222H95ZM103 223V222H102ZM111 223V222H110ZM114 223V222H113ZM116 223V222H115ZM137 223V222H136ZM167 223V222H166ZM75 224V223H74ZM96 224H98L99 226L101 225V224H99V223H96ZM122 224L123 225H125L124 224V222L122 221ZM121 224V225H122ZM169 224H171V223H169ZM192 224V223H191ZM94 225V224H93ZM112 225H114V224H112ZM134 225H136V224H134ZM166 225H168V224H166ZM17 226V225H16ZM118 226V225H117ZM137 226V225H136ZM135 226V227H136ZM170 226H168V228H169ZM188 227H190V226H188ZM50 228V227H49ZM73 228H75V227H73ZM110 228H111V225H110ZM116 228V227H115ZM118 228V227H117ZM98 229V228H97ZM111 229H113V228H111ZM123 229H127V228H123ZM59 230V229H58ZM57 230V231H58ZM86 230V229H85ZM105 230V229H104ZM108 230V229H107ZM117 230V229H116ZM132 230V229H131ZM130 229H129V231H131ZM10 231V230H9ZM55 230H53V232H54ZM120 231V230H119ZM126 231V230H125ZM134 231V230H133ZM56 232V231H55ZM61 232V231H60ZM100 232H102V231H100ZM104 232V231H103ZM106 232V231H105ZM109 232V231H108ZM115 232V231H114ZM122 232V231H121ZM142 232V231H141ZM144 232V231H143ZM263 232V231H262ZM2 233H4V232H2ZM1 233V234H2ZM113 233V232H112ZM118 233V232H117ZM137 233H139V232H137ZM152 233V232H151ZM59 234V233H58ZM119 234V233H118ZM131 234H133V232L131 233ZM130 234V235H131ZM7 235V234H6ZM20 235V234H19ZM18 235V236H19ZM62 235V234H61ZM92 234H90V236H91ZM102 235V234H101ZM113 235V234H112ZM115 235V234H114ZM58 236V235H57ZM63 236V235H62ZM143 236H145V234L143 235ZM9 237H11V235L9 236ZM30 237V236H29ZM32 237V236H31ZM59 238H60V236H58ZM79 237V236H78ZM77 237V238H78ZM94 237V236H93ZM98 237V236H97ZM115 237V236H114ZM132 237V236H131ZM137 237V236H136ZM140 237H141V235H140ZM151 237V236H150ZM39 238V237H38ZM53 238V237H52ZM58 238V239H59ZM92 238V237H91ZM95 238V237H94ZM100 238V237H99ZM106 238H107V235H106ZM116 238V237H115ZM119 238V237H118ZM7 239V238H6ZM15 239H16V237H15ZM27 239V238H26ZM29 239V238H28ZM83 239V238H82ZM86 239V238H85ZM87 239H89V238H87ZM97 239V238H96ZM102 239H104V238H102ZM109 239H110V235H109ZM143 239V238H142ZM10 240V239H9ZM13 240V239H12ZM20 240V239H19ZM48 240V239H47ZM89 240H91V239H89ZM94 240V239H93ZM105 240V239H104ZM172 240H173V238H172ZM179 240V239H178ZM7 241V240H6ZM5 241V242H6ZM21 241V240H20ZM23 241V240H22ZM41 241V240H40ZM110 241V240H109ZM10 242V241H9ZM42 242V241H41ZM40 242V243H41ZM91 242V241H90ZM97 242H99V241H97ZM138 242V241H137ZM149 242V241H148ZM3 243V242H2ZM18 243V242H17ZM20 243H22V242H20ZM29 243V242H28ZM39 243V242H38ZM43 243V242H42ZM96 243V242H95ZM142 243V242H141ZM144 243V242H143ZM141 244V245H144V244ZM6 244V243H5ZM98 244H100V242L98 243ZM97 244V245H98ZM139 244V243H138ZM149 244V243H148ZM10 245V244H9ZM19 245V244H18ZM110 245V244H109ZM140 245V246H141ZM147 245V244H146ZM145 245V246H146ZM20 246V245H19ZM46 246V245H45ZM158 246V245H157ZM35 247V246H34ZM33 247V248H34ZM37 247V246H36ZM42 247V246H41ZM48 247V246H47ZM65 247H67V246H65ZM73 247V246H72ZM150 247V246H149ZM4 248V247H3ZM3 248H1V250L0 251H2V253H4V249ZM8 248H9V246H8ZM7 248V249H8ZM22 248V247H21ZM29 248V247H28ZM39 248V250H40V247H38ZM45 248V247H44ZM44 248H43V252H44ZM58 248V247H57ZM64 248V247H63ZM63 248L61 247V250H63ZM71 248V247H70ZM147 248V247H146ZM154 248V247H153ZM23 249V248H22ZM37 249V248H36ZM46 249V248H45ZM51 249V248H50ZM52 249H54V248H52ZM66 249V248H65ZM67 249H69V248H67ZM66 249V250H67ZM145 249V248H144ZM15 250V249H14ZM17 250V249H16ZM34 250V249H33ZM38 250V249H37ZM37 250H36V252H37ZM55 250V249H54ZM59 250V249H58ZM71 250H72V248H71ZM141 250H143V249H141ZM145 250H147V249H145ZM149 250V249H148ZM45 251H48V250H45ZM50 251V250H49ZM68 251H70V250H68ZM7 252V251H6ZM5 252V253H6ZM23 252V251H22ZM35 252V251H34ZM43 252H42V254H43ZM61 252V251H60ZM76 252H78V251H76ZM143 252V251H142ZM154 252V251H153ZM4 253V254H5ZM8 253H9V250H8ZM17 253V252H16ZM33 253V252H32ZM50 253H52V252H50ZM64 253H65V251H64ZM63 253V254H64ZM131 253V252H130ZM141 253V252H140ZM10 254V253H9ZM8 254V255H9ZM24 254V253H23ZM41 254V255H42ZM45 254V253H44ZM46 254H47V252H46ZM53 254V253H52ZM55 254H57V253H55ZM59 254V253H58ZM81 254V253H80ZM7 255V256H8ZM25 255V254H24ZM37 255V254H36ZM38 255H39V253H38ZM40 255V256H41ZM51 255V254H50ZM65 255V254H64ZM82 255V254H81ZM84 255V254H83ZM139 255V254H138ZM10 256V255H9ZM8 256V257H9ZM13 256V255H12ZM26 256V255H25ZM24 256V257H25ZM49 256V255H48ZM47 256V257H48ZM56 256H58V255H56ZM56 256H54V257H56ZM142 256H143V254H142ZM148 256H149V254H148ZM147 256V257H148ZM15 258H16V256H14ZM33 257V256H32ZM46 257V258H47ZM53 257V256H52ZM53 257V258H54ZM60 257H62L63 258V256L62 255H60ZM69 257V256H68ZM146 257V258H147ZM18 258V257H17ZM21 258V257H20ZM39 259H40V257H38ZM49 258V257H48ZM47 258V259H48ZM75 258H77V257H75ZM74 258V259H75ZM87 258V257H86ZM7 259V258H6ZM9 259V258H8ZM22 259V258H21ZM24 259V258H23ZM32 259V258H31ZM36 259V258H35ZM51 259V258H50ZM55 259V258H54ZM57 259V258H56ZM66 259V258H65ZM71 259V258H70ZM69 259V260H70ZM88 259V258H87ZM158 259V258H157ZM20 260V259H19ZM34 260V259H33ZM32 260V261H33ZM41 260V259H40ZM46 260V259H45ZM44 260V261H45ZM49 260V259H48ZM57 260H59V258L57 259ZM76 260V259H75ZM146 260V259H145ZM9 261V260H8ZM15 261H18V260H15ZM38 261V260H37ZM43 261V260H42ZM54 261V260H53ZM62 261H64V259L62 260ZM66 261V260H65ZM77 261V260H76ZM75 261V262H76ZM80 261V260H79ZM92 261V260H91ZM148 261V260H147ZM12 262H13V260H12ZM23 262V261H22ZM21 262V263H22ZM39 262V261H38ZM69 262V261H68ZM70 262H73V260L72 261H70ZM86 262V261H85ZM92 262H94V261H92ZM91 262V263H92ZM60 263V262H59ZM77 263V262H76ZM88 263H90V262H88ZM124 263V262H123ZM4 264V263H3ZM13 264V263H12ZM33 264V263H32ZM48 264V263H47ZM50 264H51V262H50ZM67 264V263H66ZM73 264H74V262H73ZM79 264V263H78ZM87 264V263H86ZM139 264V263H138Z\"/></svg>",
    "mask_w": 264,
    "mask_h": 264
}]
</instances>
